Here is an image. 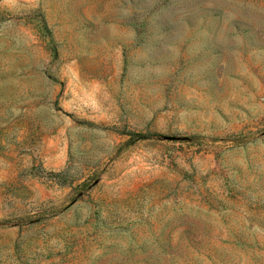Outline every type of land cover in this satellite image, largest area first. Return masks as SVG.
Instances as JSON below:
<instances>
[{
	"label": "rangeland",
	"instance_id": "rangeland-1",
	"mask_svg": "<svg viewBox=\"0 0 264 264\" xmlns=\"http://www.w3.org/2000/svg\"><path fill=\"white\" fill-rule=\"evenodd\" d=\"M0 264H264V0H0Z\"/></svg>",
	"mask_w": 264,
	"mask_h": 264
},
{
	"label": "trees",
	"instance_id": "trees-1",
	"mask_svg": "<svg viewBox=\"0 0 264 264\" xmlns=\"http://www.w3.org/2000/svg\"><path fill=\"white\" fill-rule=\"evenodd\" d=\"M135 134H132V136H134ZM137 136V135H136Z\"/></svg>",
	"mask_w": 264,
	"mask_h": 264
}]
</instances>
